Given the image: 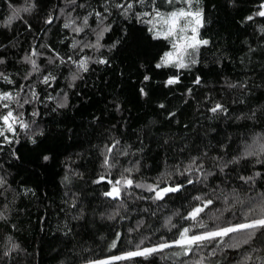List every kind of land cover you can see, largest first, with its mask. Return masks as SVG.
Listing matches in <instances>:
<instances>
[{
	"label": "snow or ice",
	"instance_id": "1",
	"mask_svg": "<svg viewBox=\"0 0 264 264\" xmlns=\"http://www.w3.org/2000/svg\"><path fill=\"white\" fill-rule=\"evenodd\" d=\"M2 2L8 12L3 22L5 29L20 21L31 33L32 25L25 16L39 17L47 26L40 29L45 37L58 25L56 35L60 37L58 43L63 45L58 48L55 42L37 43V37H33L23 55L12 58L8 52L19 45L12 41L0 43L3 50L0 52V223L5 225L0 234L3 240L0 264H15L17 256L27 253L12 234L18 228L12 222L13 217L23 213L18 207L21 198L36 194L34 188L12 179L13 161L21 160L16 146L24 140L40 147L49 138L50 128L45 118L51 117L59 127L61 121L57 118L76 109L77 105L70 102L71 97L84 99L78 82L87 86L86 75L95 71L93 66L111 69L122 52L139 54L142 40L162 43L152 61L138 65V70L143 69L138 95L148 98L150 93L145 85L153 82V70H168L161 83L171 91L198 65L210 73L214 70L210 64L222 69L224 61L233 63V58L226 55V49L212 51L220 41L205 32L216 5L209 6L205 0ZM243 2L226 0V7L241 11ZM260 21H264V0H254V10L241 20L242 26H252L249 34L252 40L245 38L244 55L236 58L242 66L246 59L250 62L254 56L264 57V23ZM260 66L264 69V63ZM251 72L254 75L255 70ZM119 75L124 76L123 70ZM61 81L64 86L58 87ZM219 83L222 90L219 99L211 90L198 98L194 88L187 86L181 93L182 103L187 105L189 100H195L197 110L203 107L211 114L206 119H225L243 127L244 131L235 136L228 133L221 136L216 127L204 128L203 146H195L196 155L189 153L185 160L174 163L150 180L137 179L147 147L142 135L137 134L135 143H128L121 131L124 125L118 127L113 123L105 129L106 135L99 144L90 145L95 149L99 165L96 178L90 183L104 188L98 195L106 200L90 211L93 217L113 222L112 238L106 245L107 255L81 257L79 264H155L157 258L164 261L174 258L176 264H264V100H254L256 92L264 89V75L259 82L248 72L244 79L222 76ZM191 85L204 86L205 76L198 71ZM224 93L232 96L231 104L225 102ZM232 105L241 106L238 113ZM157 107L164 110L166 121L180 124L179 108L169 109L163 102ZM110 110L124 111L115 97L110 102ZM89 123L95 128L103 125L101 117L96 115ZM182 127L187 129L188 124ZM63 132L69 140L75 135L71 128ZM170 140L174 144L176 138H163L161 146H169ZM187 148L185 143L179 152ZM74 155L76 159L68 156L63 161L65 172L61 179L65 188L62 203L68 210L63 224L65 237L73 236L75 227L89 214L81 202L80 192L73 190L76 182L84 179V173L76 166L83 153ZM39 158L48 162L54 155L42 151ZM189 185L200 187L190 192ZM134 189L147 195L134 194ZM171 196L186 201L163 218L162 227L168 232L175 229L171 239L160 235L153 241L159 229L146 225L143 217L123 227L121 222L131 221L136 211L130 208V203L150 201L155 208L141 211L156 217L168 207L166 198ZM66 264H77V260L70 259Z\"/></svg>",
	"mask_w": 264,
	"mask_h": 264
},
{
	"label": "trees",
	"instance_id": "2",
	"mask_svg": "<svg viewBox=\"0 0 264 264\" xmlns=\"http://www.w3.org/2000/svg\"><path fill=\"white\" fill-rule=\"evenodd\" d=\"M50 2L55 3L56 0H50ZM13 3H23V0H13ZM205 3L209 6L216 5V10L210 16L212 22L207 26L205 32L206 35L220 41L212 51L215 52L217 48L226 49V55L233 58V63L224 61L222 69H216L215 65L210 64V67L214 69L210 73L203 65H198L192 73L185 74L182 83L174 86L171 91L161 83L166 78L165 72L168 70H153V82L145 85L146 90H149V97H140L137 90L142 86L140 73L143 69L138 70V65L142 62L152 61L163 47L160 42L142 40L139 54L122 52L116 58L111 69L105 66H93L95 71L86 75L87 86L78 82L84 99L71 97L70 102L77 105L76 109L67 111L64 116L57 118L61 121L59 127L51 117L45 118L50 128V134L40 147L31 145L24 140L16 146L21 160L13 161L14 167L10 169L13 173L12 179L17 183L34 188L36 194L21 198L18 207L23 210V213L20 216H14L12 221L17 224L18 228L14 232L8 229L27 253L17 256L15 264H62V262L66 264L70 259H76L79 264L78 258H96L108 254L106 245L112 238L113 222L101 220L98 216L93 217L90 211L93 208H98L101 203H106L105 198L98 195L99 191H103L104 188L90 183L96 178V173L99 171L95 149H92L90 145L99 144L106 135L105 129L111 124L115 123L118 127L124 125L121 131L123 139L128 143H135L137 134L144 137L147 147L141 161L143 167L137 179L149 180L174 163L185 160L189 153L196 155L195 146H203L201 133L204 128L216 127L221 136L225 133L235 136L237 132L244 131L243 127H238L237 124L225 119H206L211 114L206 113L203 107L197 110L195 100H189L187 105L182 103L181 93L187 86L194 88V95L198 98H202L205 92L211 90L212 95L219 99L222 94L219 83L222 76L244 79L245 72H248L252 78L259 82L261 76L264 75V69L260 66L261 63H264V57L254 56L250 62L246 59L243 66L236 59L244 55L242 50H246L243 43L245 38L249 42L252 40V36L249 35L252 32L251 24L242 26L241 20L243 16L249 14L250 10H254V0H244L241 11L226 7V0H205ZM7 15L6 6L0 0V43L12 41L19 45L8 52L10 57L15 58L17 55H23L24 50L32 43L33 37H37V43L40 41L55 42L56 47L63 48V45L58 43L60 37L56 35L58 25H54L48 36L45 37L40 29L47 26L42 24L41 18L25 16V19H28L32 25V31L29 33L20 21H14L12 26L5 29L3 22ZM260 22L264 23V21ZM137 35L143 34L137 33ZM2 51L0 50V52ZM9 67L11 68V65ZM252 69L255 70L254 75L251 72ZM121 70L124 72L123 77L119 75ZM198 71L199 74L205 76L204 86L191 85V80ZM218 72L219 75H217ZM63 86V81H61L58 87ZM223 95L225 102L231 104L232 96L226 93ZM113 97L121 102L124 109L122 113L110 110V102ZM254 100H264V89L256 92ZM161 102L169 109H180L177 113V118L180 120L179 125L164 119V110L157 107ZM106 105L109 106L107 112ZM231 107L237 113L241 108L240 105ZM93 115L101 117L103 121L101 127L95 128L90 125L89 122ZM184 124H188L187 129L182 127ZM65 128L73 129L75 135L71 140L64 134ZM172 136L176 138L174 144L170 140L169 146H161L163 138ZM185 143L188 144V148L185 152L180 153L179 148ZM42 151L52 153L54 158L43 162L39 158ZM75 153H83L76 166L84 173V179L77 181L73 190L80 192L81 202L89 214L75 227L73 236L65 237L63 224L68 210L62 203L65 191L61 184L65 172L63 161L68 156L76 159ZM122 163H126V161L122 160ZM199 187L200 185H189L188 189L192 192L193 188L198 189ZM133 191L134 194L147 195L139 189ZM193 194L195 193L193 192ZM166 199L168 207L162 213L158 212L156 217L141 211L144 208H155V205H152L150 201L130 203V208H135L136 211L132 213L131 221L121 222L123 227L126 228L135 220L143 217L146 225L151 224L153 229H159L152 237L153 241L160 235L171 239L175 229L168 232L166 228L162 227L163 218L172 210L180 208L181 204L186 201L174 196ZM183 210L181 208V211ZM173 222H177L176 218ZM72 223L77 224L75 221ZM4 230L5 225L0 223V234ZM2 245L3 240L0 239V249H2ZM84 249H91V251H84ZM155 264H176V261L174 258L168 261L157 258Z\"/></svg>",
	"mask_w": 264,
	"mask_h": 264
}]
</instances>
